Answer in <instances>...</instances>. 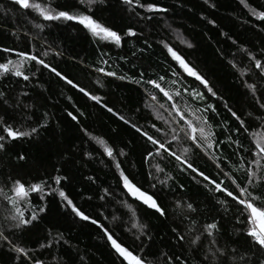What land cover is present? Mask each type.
Masks as SVG:
<instances>
[{"label":"snow or ice","instance_id":"1","mask_svg":"<svg viewBox=\"0 0 264 264\" xmlns=\"http://www.w3.org/2000/svg\"><path fill=\"white\" fill-rule=\"evenodd\" d=\"M203 2L210 9L217 8L215 0ZM108 3L109 0H11L13 8L8 10L0 5V11H12L21 21L17 24L13 19L14 27L9 28L0 25V34L14 38V45L0 41V249L12 255L13 264H65L62 256L51 251V259L40 255L43 250L63 245L71 248L63 232L48 229L46 239L35 248L13 240L41 220L48 208L47 197H58L59 207L67 215L95 227L113 255V264H264V40L246 45L232 32L219 31L235 48L228 63L250 97L249 110L245 112L234 109L187 58L174 41L187 49L194 45L176 30H172L174 40L162 37L155 41L167 62L163 74L146 75L140 71L129 76L119 66L111 67L108 53L101 52L99 63L90 67V72L98 74L93 83L103 88L102 77H111L138 85L146 113L141 124L110 106L105 96L89 90L54 62L63 57V51L49 41L50 28L83 32L98 47L121 49L135 38L145 47L133 45V57L153 47L144 28L137 26L146 25L170 8L159 0H120L135 23L118 27L98 15ZM238 4L243 12L242 17H236L239 25L264 36V2L238 0ZM201 18L219 28L216 19ZM21 37L24 47L19 46ZM217 51L224 56L221 49ZM119 59L129 62L127 56ZM78 63L84 66L83 61ZM45 72L111 114L141 142L142 178L135 164L127 166L129 152L125 149L131 142L119 147L115 141L81 126L85 113L78 106L72 104L71 110L65 109L66 116L86 137L82 143L90 149L82 150L81 158L100 159L113 171L114 184L97 185L95 195L102 203L95 209L89 205L93 195L81 193L78 199L66 189L69 177L62 167L34 181L25 180L10 167L5 170L10 145L39 136L51 123L48 111L35 115L37 102L32 99L35 89L43 88L39 81ZM13 81L20 85L15 95L11 94ZM65 99L71 101L72 97ZM216 102L229 118L217 119L220 109ZM12 113L17 114V120L10 118ZM13 159L24 161L26 157L17 154ZM200 159L207 165L202 167ZM175 173L187 176L189 184L205 193V200L212 204L217 216L202 221L207 206L202 208L200 201L187 195L189 186L181 183ZM87 180L96 184L92 175ZM34 195L41 203L34 202ZM113 203L118 208L108 212L107 206ZM141 210L164 222L172 216L175 219L166 234H156ZM224 220H229L230 231L223 226ZM157 241L160 246L152 252ZM175 248L181 251L171 250ZM79 264H86L84 256L79 257Z\"/></svg>","mask_w":264,"mask_h":264},{"label":"trees","instance_id":"2","mask_svg":"<svg viewBox=\"0 0 264 264\" xmlns=\"http://www.w3.org/2000/svg\"><path fill=\"white\" fill-rule=\"evenodd\" d=\"M59 2L66 3L70 0H59ZM159 2L170 8V11L158 15L156 19L146 25L137 26L138 29L144 28L145 35L153 44L151 49L143 53L138 52L133 57L131 55V52L135 50L133 45L136 48L145 47L142 41H136L135 38L129 40L121 49L103 45L98 47L92 42L91 37L83 32L65 28H50L49 41L54 47H59L63 51V57L55 59L54 62L86 88L105 96L110 106L121 110L126 117L143 124L146 113L142 109L140 87L128 80L120 81L111 77H102L104 87L99 88L93 83L98 74L90 72V67L99 63L101 52H107L106 58L109 60L110 66H119L121 71L129 76L138 74L140 71H144L146 75L152 72L163 74L167 62L155 41L162 37L174 40L175 33L172 30H176L194 45L193 48L187 49L183 45H179L178 41H174L184 50L187 58L198 66L234 109L239 112L249 110L250 97L242 88L237 74L228 63L235 48L219 35L221 29L230 31L246 45H253L258 40H264V36H259L251 28L245 29L239 25L236 17H242L243 12L238 0H215L216 9H210L203 0H159ZM260 2H264V0H260ZM0 5H3L5 10L13 8L11 0H0ZM140 11L143 12L142 9ZM98 15L110 23H115L118 27L135 23L125 11V6L120 3V0H109V3L98 11ZM202 15L216 19L219 28L208 25L201 18ZM13 19H16L17 24L21 22L18 17L13 16L12 11H8L7 14L0 11V25L5 28L14 27ZM0 41L14 45V38L10 34L7 36L0 34ZM19 46H25L24 37H21ZM217 49H221L224 56H221ZM120 56H127L129 62L125 63L120 60ZM78 61H83L84 66ZM4 83L7 84L8 81H4ZM39 83L43 85V88L35 89L32 96V99L37 102L35 115L38 116L46 110L51 114V123L46 130L40 132L39 136L13 142L10 145L9 159L5 161V170L10 167L15 174L22 176L25 180L34 181L37 178L54 174L55 167H62V171L69 177L65 187L73 196L79 199L81 193L85 196L93 195V200L89 202L91 209H95L102 203L95 195L97 185L106 187L109 184H114L113 171L106 168L100 159L89 161L87 157L81 158L82 150H90L82 143L86 137L65 113V109L71 110L70 105L75 104L80 111L85 113L81 126L94 134L104 136L109 141H115L119 147H124L126 143L131 142V146L125 149L129 152L127 166L131 167L132 164H135L136 171L141 174L142 178L144 172V167L141 166L143 148L141 142L127 127L115 120L104 109L87 100L81 93L71 90L69 86H65L47 72L43 74ZM11 87V94L15 95L19 91L20 85L13 81ZM43 89H47V92ZM68 96L72 97L71 101L65 99ZM216 103L220 109V116L217 119L229 118L222 106L218 102ZM137 109L142 110L137 111ZM10 118L17 120L18 116L12 113ZM113 129L117 131L114 132ZM245 143H247L246 140ZM93 147L95 146L93 145ZM17 154L25 155L26 159L24 161L13 159ZM66 156H70V159L65 160ZM198 163L202 167L207 165V161L204 159H200ZM208 167L211 170L210 166ZM175 174L181 183L189 186L187 195L200 201L202 208L207 206V211L202 213V221L217 216L212 204L205 200V193L197 185L189 184L187 176ZM90 175L96 178V184H90L87 180ZM46 199L48 203L46 213L41 214V220L38 223L26 229L22 234L14 236L15 243L35 248L46 239L47 230L52 229L54 232H63L72 247L63 245L59 249L43 250L40 253L41 258L51 259L49 255V251H51L53 254L62 256L65 264H79L80 256L85 257L86 264H113V255L105 246L104 241L100 239L94 226L82 224L67 215L59 207L58 197H47ZM34 202L41 203L38 196L34 195ZM116 208L118 206L113 203L107 206V211L110 212ZM123 211L125 210L119 209V212ZM140 214L146 216V222L156 234H166L169 225H172L175 219L172 216L167 222H164L144 210H141ZM222 223L226 229L231 230L229 220H224ZM164 244H167V240L164 241ZM159 246L160 242L157 241L152 247V252H156ZM169 248H171L170 245ZM171 250L177 253L181 251L179 248ZM0 264H13L12 255L4 249H0Z\"/></svg>","mask_w":264,"mask_h":264}]
</instances>
